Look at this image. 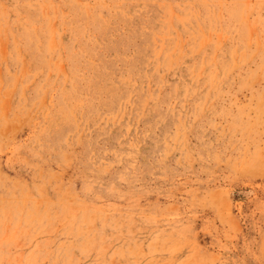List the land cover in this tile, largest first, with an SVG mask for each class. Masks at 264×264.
I'll return each mask as SVG.
<instances>
[{"label": "rangeland", "instance_id": "obj_1", "mask_svg": "<svg viewBox=\"0 0 264 264\" xmlns=\"http://www.w3.org/2000/svg\"><path fill=\"white\" fill-rule=\"evenodd\" d=\"M0 264H264V0H0Z\"/></svg>", "mask_w": 264, "mask_h": 264}, {"label": "bare ground", "instance_id": "obj_2", "mask_svg": "<svg viewBox=\"0 0 264 264\" xmlns=\"http://www.w3.org/2000/svg\"><path fill=\"white\" fill-rule=\"evenodd\" d=\"M126 68V67H125ZM53 111V110H52Z\"/></svg>", "mask_w": 264, "mask_h": 264}]
</instances>
